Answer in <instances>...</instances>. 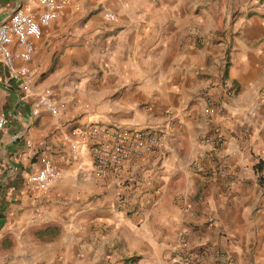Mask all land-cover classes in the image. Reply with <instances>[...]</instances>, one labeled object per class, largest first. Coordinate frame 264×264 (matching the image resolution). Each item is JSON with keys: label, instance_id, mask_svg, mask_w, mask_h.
Instances as JSON below:
<instances>
[{"label": "crops", "instance_id": "crops-1", "mask_svg": "<svg viewBox=\"0 0 264 264\" xmlns=\"http://www.w3.org/2000/svg\"><path fill=\"white\" fill-rule=\"evenodd\" d=\"M24 2L0 0V21ZM79 2L34 39L27 85L0 62V264H264V0ZM222 77L232 93L207 120ZM92 122L164 129L165 155L98 179L73 134ZM45 163L60 179L29 190Z\"/></svg>", "mask_w": 264, "mask_h": 264}, {"label": "built area", "instance_id": "built-area-1", "mask_svg": "<svg viewBox=\"0 0 264 264\" xmlns=\"http://www.w3.org/2000/svg\"><path fill=\"white\" fill-rule=\"evenodd\" d=\"M80 8L79 0H25L14 8L12 14L0 21V62L10 79L15 83H29L31 71L29 62L34 52V39L39 37L42 28L48 26L63 13H74ZM104 20L113 23L116 16L109 10ZM221 98L206 96L203 115L211 120L222 111V100L231 95L233 86L223 77L219 81ZM37 107L44 108L52 114L65 112V107L52 101L45 95L38 96ZM170 116L171 112L168 111ZM8 118L0 114V134L5 128ZM73 134L83 137L89 144L93 160V173L98 179L110 174H120L125 166L135 160L148 157H163L166 152V133L164 129H142L136 127L108 125L92 122L85 127L77 128ZM212 144V154L216 156L222 139L220 136L208 138ZM62 171L56 165L45 163L37 172L25 177L29 190L47 193L54 182L60 179ZM213 218L209 217L208 222ZM183 264H200V256L186 255ZM215 264H235L224 253H218Z\"/></svg>", "mask_w": 264, "mask_h": 264}, {"label": "trees", "instance_id": "trees-1", "mask_svg": "<svg viewBox=\"0 0 264 264\" xmlns=\"http://www.w3.org/2000/svg\"><path fill=\"white\" fill-rule=\"evenodd\" d=\"M256 167H257L256 172L259 173V170L261 168L260 162L256 164ZM261 180L264 181V178H261ZM139 259H140L139 256H130V257L123 258L116 263L117 264H137Z\"/></svg>", "mask_w": 264, "mask_h": 264}, {"label": "rangeland", "instance_id": "rangeland-1", "mask_svg": "<svg viewBox=\"0 0 264 264\" xmlns=\"http://www.w3.org/2000/svg\"><path fill=\"white\" fill-rule=\"evenodd\" d=\"M110 264H117V263H113V262H112V263H110Z\"/></svg>", "mask_w": 264, "mask_h": 264}]
</instances>
